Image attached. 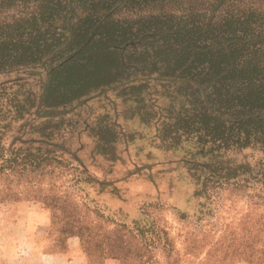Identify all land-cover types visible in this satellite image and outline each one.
<instances>
[{"label":"trees","instance_id":"1","mask_svg":"<svg viewBox=\"0 0 264 264\" xmlns=\"http://www.w3.org/2000/svg\"><path fill=\"white\" fill-rule=\"evenodd\" d=\"M254 3L0 0V76L44 78L39 94L25 89L24 80L0 82V178L63 160L60 149L42 152L21 137L10 141L33 95L39 102L35 114L48 117L81 98L119 88L128 100L152 99L158 133L167 149L184 144L190 170L200 173L199 193L233 183L264 194V13L257 14ZM184 5L188 19L165 17ZM161 97L168 103L160 105ZM40 140L51 138L41 134L32 143ZM245 151L251 155L243 156ZM51 200L54 212L65 207L60 197ZM123 227L128 231L121 227L97 238L70 211L63 234L78 236L86 254L95 249L102 260L151 264L143 260L144 247L134 243L142 240L150 248L146 239L155 226Z\"/></svg>","mask_w":264,"mask_h":264},{"label":"rangeland","instance_id":"2","mask_svg":"<svg viewBox=\"0 0 264 264\" xmlns=\"http://www.w3.org/2000/svg\"><path fill=\"white\" fill-rule=\"evenodd\" d=\"M253 1L257 14L264 13V0ZM170 11L165 17H190L187 5ZM43 79L31 73L0 76V82L24 80L25 89L36 94L42 91ZM124 94L119 88L105 90L48 117L35 114L39 102L33 95L24 120L11 130L10 141L21 137L42 152L65 153L58 163L0 178V255L14 254L15 247L19 255H28L33 241L41 250L60 252L68 239H76L89 264L108 260L145 264L131 258L102 260L95 249L86 254L78 236L63 234L65 215L74 211L97 238L121 227L127 232L124 223L153 224L152 237L146 239L151 247L142 240L134 243L144 247L143 260L151 264L264 263L263 192L230 183L209 187L206 195L199 193L200 173L190 170L184 144L166 148L150 96L140 104ZM166 103L159 99L160 105ZM144 115L150 120L144 122ZM41 134L51 140L32 143ZM54 196L65 205L57 212L52 207ZM38 212L49 215L47 227L37 221Z\"/></svg>","mask_w":264,"mask_h":264},{"label":"crops","instance_id":"3","mask_svg":"<svg viewBox=\"0 0 264 264\" xmlns=\"http://www.w3.org/2000/svg\"><path fill=\"white\" fill-rule=\"evenodd\" d=\"M37 221L42 226L47 227L51 219L47 213L38 212ZM19 246L21 248V243ZM31 247L28 255H19L18 247H15L16 251L12 255L7 253L0 255V264H89L87 256L83 253L82 247L76 239H68L66 249L60 252L41 250L36 241H33ZM102 264L115 263L113 260H108Z\"/></svg>","mask_w":264,"mask_h":264}]
</instances>
